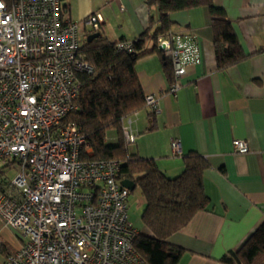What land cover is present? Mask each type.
<instances>
[{"label": "built area", "instance_id": "obj_1", "mask_svg": "<svg viewBox=\"0 0 264 264\" xmlns=\"http://www.w3.org/2000/svg\"><path fill=\"white\" fill-rule=\"evenodd\" d=\"M102 25L98 14L71 21L61 0H0V220L21 243L4 264H148L134 247L118 163L82 160L91 149L75 125L63 123L76 109L78 74L92 72L83 32ZM157 50L171 64L168 93L175 94L200 63L196 36L167 33ZM146 106L156 112L157 99L148 95ZM131 120L123 126L127 145ZM171 147L180 153L178 141ZM232 149L248 152L243 140Z\"/></svg>", "mask_w": 264, "mask_h": 264}, {"label": "crops", "instance_id": "obj_2", "mask_svg": "<svg viewBox=\"0 0 264 264\" xmlns=\"http://www.w3.org/2000/svg\"><path fill=\"white\" fill-rule=\"evenodd\" d=\"M146 1L61 0L71 21L98 14L101 34L113 43L148 32L155 10ZM213 2L231 20L246 59L216 69L208 9L198 7L170 14V32L194 34L200 52V63L187 69L175 94L167 92L162 56L152 53L135 63L144 94L157 99V111L132 117L130 153L154 160L168 178L181 174L182 157L189 152L209 163L203 177L207 210L168 239L182 250L177 264H222L220 259L238 250L264 220V0ZM90 34L85 28L82 40ZM233 140L245 141L248 152L235 153ZM172 141L179 143L178 155ZM20 245L0 220V264Z\"/></svg>", "mask_w": 264, "mask_h": 264}, {"label": "trees", "instance_id": "obj_3", "mask_svg": "<svg viewBox=\"0 0 264 264\" xmlns=\"http://www.w3.org/2000/svg\"><path fill=\"white\" fill-rule=\"evenodd\" d=\"M155 10L150 18V29L130 42L132 51H117L116 44L99 33L91 42L83 40L81 52L91 66L90 74H78L80 85L76 109L63 119V123L75 125L86 144L90 155H82L84 161H116L117 180L132 181L144 200L141 216L149 234L137 232L134 247L148 264H177L182 250L168 242L169 237L184 228L192 218L209 205L203 189V177L209 168L208 161L196 152L182 157L183 170L175 178H168L152 159L130 153L123 135L127 118L148 109L146 97L138 80L135 63L142 57L157 53V39L171 33L173 25L170 14L198 7H206L210 17L212 43L216 69L220 71L246 59L231 20L225 10L213 0H147ZM152 43L147 50L145 47ZM165 73L168 89L173 80L171 64L167 59ZM113 130L117 143L108 145L106 134ZM130 194V193H129ZM222 264H264V220L236 251L224 255Z\"/></svg>", "mask_w": 264, "mask_h": 264}, {"label": "rangeland", "instance_id": "obj_4", "mask_svg": "<svg viewBox=\"0 0 264 264\" xmlns=\"http://www.w3.org/2000/svg\"><path fill=\"white\" fill-rule=\"evenodd\" d=\"M83 43V41H82ZM106 143L108 145H115L117 143L116 135L113 130H110L106 134ZM133 147V143L127 145V148L130 149ZM14 171H7V177L11 178L14 176ZM144 209V200L140 194L138 188L134 189L130 192L129 197L127 199V215L129 222L131 223L134 230H136L140 234H149V231L143 226L142 223V213Z\"/></svg>", "mask_w": 264, "mask_h": 264}, {"label": "water", "instance_id": "obj_5", "mask_svg": "<svg viewBox=\"0 0 264 264\" xmlns=\"http://www.w3.org/2000/svg\"><path fill=\"white\" fill-rule=\"evenodd\" d=\"M99 36V33H93V34H90L88 37H87V42H91L93 39L97 38ZM120 185L127 189L129 192L133 191L135 189V185L132 181H129V180H122L120 182Z\"/></svg>", "mask_w": 264, "mask_h": 264}]
</instances>
